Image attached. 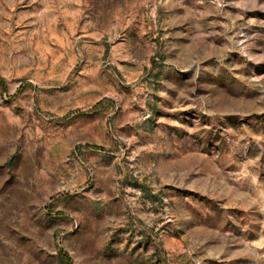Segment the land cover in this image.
Masks as SVG:
<instances>
[{"label":"rangeland","instance_id":"374dc122","mask_svg":"<svg viewBox=\"0 0 264 264\" xmlns=\"http://www.w3.org/2000/svg\"><path fill=\"white\" fill-rule=\"evenodd\" d=\"M0 264H264V0H0Z\"/></svg>","mask_w":264,"mask_h":264}]
</instances>
